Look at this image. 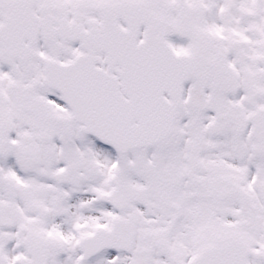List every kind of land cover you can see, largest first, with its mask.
I'll use <instances>...</instances> for the list:
<instances>
[{"label":"snow or ice","instance_id":"1","mask_svg":"<svg viewBox=\"0 0 264 264\" xmlns=\"http://www.w3.org/2000/svg\"><path fill=\"white\" fill-rule=\"evenodd\" d=\"M0 264H264V0H0Z\"/></svg>","mask_w":264,"mask_h":264}]
</instances>
